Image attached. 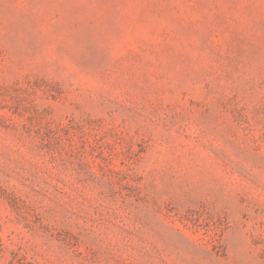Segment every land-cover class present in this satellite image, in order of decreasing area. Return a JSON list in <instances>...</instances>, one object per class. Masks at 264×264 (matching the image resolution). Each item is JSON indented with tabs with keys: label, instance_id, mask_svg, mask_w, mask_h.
<instances>
[{
	"label": "rangeland",
	"instance_id": "rangeland-1",
	"mask_svg": "<svg viewBox=\"0 0 264 264\" xmlns=\"http://www.w3.org/2000/svg\"><path fill=\"white\" fill-rule=\"evenodd\" d=\"M0 264H264V0H0Z\"/></svg>",
	"mask_w": 264,
	"mask_h": 264
}]
</instances>
